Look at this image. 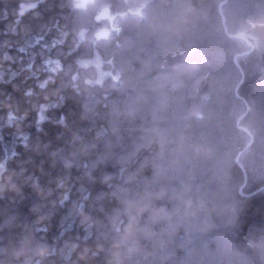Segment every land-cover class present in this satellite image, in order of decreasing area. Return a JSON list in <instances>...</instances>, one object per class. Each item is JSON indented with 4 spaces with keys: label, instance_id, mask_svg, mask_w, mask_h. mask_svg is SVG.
I'll return each mask as SVG.
<instances>
[{
    "label": "trees",
    "instance_id": "trees-1",
    "mask_svg": "<svg viewBox=\"0 0 264 264\" xmlns=\"http://www.w3.org/2000/svg\"><path fill=\"white\" fill-rule=\"evenodd\" d=\"M0 264H264V0H0Z\"/></svg>",
    "mask_w": 264,
    "mask_h": 264
},
{
    "label": "water",
    "instance_id": "water-1",
    "mask_svg": "<svg viewBox=\"0 0 264 264\" xmlns=\"http://www.w3.org/2000/svg\"><path fill=\"white\" fill-rule=\"evenodd\" d=\"M248 146H249V145H247V147H248ZM241 153H242V152H240L239 155H238V157H237V160H238V161H239V159H240V155H241Z\"/></svg>",
    "mask_w": 264,
    "mask_h": 264
}]
</instances>
